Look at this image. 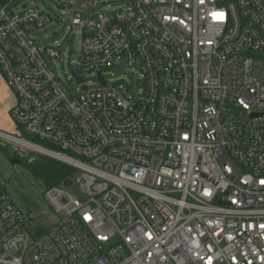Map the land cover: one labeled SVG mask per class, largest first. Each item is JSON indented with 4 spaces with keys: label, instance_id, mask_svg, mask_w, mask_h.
I'll return each instance as SVG.
<instances>
[{
    "label": "built area",
    "instance_id": "built-area-1",
    "mask_svg": "<svg viewBox=\"0 0 264 264\" xmlns=\"http://www.w3.org/2000/svg\"><path fill=\"white\" fill-rule=\"evenodd\" d=\"M21 1L0 0V73L24 137L0 138L80 175L46 188L60 219L34 235L0 181V264H264V0L56 2L82 32L74 93Z\"/></svg>",
    "mask_w": 264,
    "mask_h": 264
},
{
    "label": "rangeland",
    "instance_id": "rangeland-1",
    "mask_svg": "<svg viewBox=\"0 0 264 264\" xmlns=\"http://www.w3.org/2000/svg\"><path fill=\"white\" fill-rule=\"evenodd\" d=\"M60 1L68 2L70 0H22L14 10L18 12L32 6L39 7L50 14L51 21L39 27L31 35L42 47L61 45V58H54L51 61L47 57V60L52 70L60 77L66 88L74 93L77 85L71 75L67 58L68 56L78 55L80 52L82 32L72 27L64 19V16L60 14L56 6V2ZM82 3L83 1H77L78 5ZM90 5L98 8L116 9L122 7L124 3L120 0H92ZM85 11L88 14L92 13V10L89 8H86ZM104 75L108 82L119 79L130 82L136 77L135 73L128 67L111 68L106 70ZM86 84L89 86H98L100 82L96 77L86 75ZM7 125V127H0V129L24 137L19 125L12 117L7 120ZM26 150L21 145L5 142L0 138V181L3 187L11 194L16 204L22 210L30 212L29 217L31 221L27 230L29 235H34L40 230H44L56 223L60 219V216L54 212L44 197L47 186L34 176L29 169V165L46 155L31 150H28V155H20V153H24ZM11 156L18 159L20 163L12 164L10 161ZM79 175L80 171L75 169L72 176L77 177ZM67 189L78 195L80 194L76 185H70Z\"/></svg>",
    "mask_w": 264,
    "mask_h": 264
},
{
    "label": "trees",
    "instance_id": "trees-1",
    "mask_svg": "<svg viewBox=\"0 0 264 264\" xmlns=\"http://www.w3.org/2000/svg\"><path fill=\"white\" fill-rule=\"evenodd\" d=\"M29 169L47 187L59 185L71 178L75 170L70 165L48 156H42L29 165Z\"/></svg>",
    "mask_w": 264,
    "mask_h": 264
},
{
    "label": "crops",
    "instance_id": "crops-1",
    "mask_svg": "<svg viewBox=\"0 0 264 264\" xmlns=\"http://www.w3.org/2000/svg\"><path fill=\"white\" fill-rule=\"evenodd\" d=\"M15 103V93L0 73V127L8 126L7 120L11 117L10 109Z\"/></svg>",
    "mask_w": 264,
    "mask_h": 264
},
{
    "label": "water",
    "instance_id": "water-1",
    "mask_svg": "<svg viewBox=\"0 0 264 264\" xmlns=\"http://www.w3.org/2000/svg\"><path fill=\"white\" fill-rule=\"evenodd\" d=\"M78 80L79 81H82V78L81 77H78ZM102 83H104V82H102ZM10 161H11L12 164H18V163H20V161L18 159H16L14 156H12L10 158ZM70 183H71V181L70 180H67V181L64 182V185H69Z\"/></svg>",
    "mask_w": 264,
    "mask_h": 264
}]
</instances>
